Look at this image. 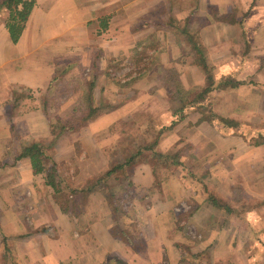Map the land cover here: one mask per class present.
Masks as SVG:
<instances>
[{
	"label": "crops",
	"instance_id": "1",
	"mask_svg": "<svg viewBox=\"0 0 264 264\" xmlns=\"http://www.w3.org/2000/svg\"><path fill=\"white\" fill-rule=\"evenodd\" d=\"M5 1L0 264H264V0H35L15 42ZM147 45L183 90L197 88L186 108L214 95L161 123L151 146L184 147L167 172L118 154L141 142L144 114L178 118L146 71L107 78L110 63ZM100 97L110 106L94 113Z\"/></svg>",
	"mask_w": 264,
	"mask_h": 264
},
{
	"label": "rangeland",
	"instance_id": "2",
	"mask_svg": "<svg viewBox=\"0 0 264 264\" xmlns=\"http://www.w3.org/2000/svg\"><path fill=\"white\" fill-rule=\"evenodd\" d=\"M177 33V32H176ZM179 35H182V33H178ZM190 36V34H189ZM149 47V49H146V48H136V47H132L130 48L124 55V57L126 58H131V63L130 61H123V60H120V61H117V62H114V63H110L109 64V68L107 70V78L109 81H119V79H122V82H123V79H124V74L126 73H130V69H133L134 71L133 72H136V74H139L140 73H143L144 71H146V77L148 79L147 83H155L157 85V87H159V89L161 87H163L165 89V94L166 96L168 97V92H171L172 94L176 92V94L174 96H176L178 93L179 95H182L183 98H185V101H188L190 97H193L195 94L198 93L197 91V88L194 87L192 90L193 91H190V92H183V91H178L180 89L177 90V87H176V79L179 80V74H178V71L177 69L170 63V64H164L162 63L160 60H159V55L158 52L156 54V52L153 53V55L156 57L155 59L151 57V54L148 53L149 50H152V49H155L158 50L160 49V47H156L157 45H147ZM200 49H201V53L200 55L197 53V56L199 58V56H202V58H204V51L202 50V46L199 45ZM150 57L152 58V60H149ZM149 58V59H147ZM149 60V61H148ZM178 65H180L178 63ZM176 65V66H178ZM129 66V67H127ZM209 66V65H208ZM127 67V68H126ZM209 70L207 71L206 74L210 73L212 74L213 71H214V66H209ZM69 67H64V70H68ZM203 71V70H202ZM205 72V71H204ZM125 74V75H126ZM180 81V80H179ZM88 82L90 81H87L85 79L83 80H77L76 83H75V86L77 85L78 88L79 87H84V88H89L87 86ZM130 83V82H129ZM135 82H132L131 84H128V85H124L126 86L125 88H129L131 86H133ZM146 83V84H147ZM210 85H221V84H224L226 85L227 82H225L223 79H211L209 82H208ZM115 84H110L111 87H115L114 86ZM122 86V85H121ZM155 86H153L152 88H154ZM210 92V91H209ZM198 95V94H197ZM89 97V103L91 102L90 101V96L89 95H85L84 98L86 99V97ZM170 99V97H169ZM197 99H200L198 101H194L193 104H190L189 108H186L183 110V112L181 113L182 116L180 117V114L179 113H176L177 115V119L175 120H170V117H168L167 119H164V115L162 114L163 110H157L156 112H149V113H146L142 116V118L140 119V123L143 124V127L141 128V131H140V134H141V142H135L133 144V142H126L125 145H124V151H120L118 152V154H129L133 151V153L135 152V154H138L137 155V161L140 162H148L150 164H152L154 167H155V170L156 169H160V171L162 170L163 172H167L166 171V168L170 169L171 168V163L167 160H165L164 158H161V157H157L155 156V154H158L157 150L156 149V146L155 144L151 146V142L152 140L158 136L160 133H162V129L164 128H161V123L165 121V124H176L178 121H180V119L186 117L187 115L191 114V113H195L197 112V108L199 107H202L205 103H204V100H206V102H208L209 104L212 103L213 104V99H214V95L208 97V94H206V92L204 93L203 96H200L198 97ZM121 100L120 98H118V101ZM80 102H83V101H80ZM86 101H84V103L82 104L84 106ZM138 106L139 105H142L145 103V99L141 98L140 101H138ZM169 103L173 104V106L176 108L178 107L179 104H177V102L175 101H168ZM185 103V102H184ZM118 104V103H116ZM186 104V103H185ZM128 105H133V103L129 102ZM97 106L95 109V111H93L94 113H97L99 111H101L100 108H103V109H106L108 106H110V104H108V102L103 99V98H99V100L97 101ZM124 106H127L126 103L123 104V107ZM142 112V111H141ZM140 112V113H141ZM210 112V109H207L206 111H202L200 113H202L203 115H208V113ZM82 113V112H81ZM84 113H89L88 111L84 112ZM212 113V112H211ZM219 118L220 120V117H217V119ZM154 122V125L153 126H149V122ZM221 122H223L222 120H220ZM168 122V123H167ZM128 122H124L123 124L121 123L119 126H118V129L121 128L122 129V126L127 124ZM165 126V125H164ZM168 126V125H166ZM154 128V129H153ZM247 135H251L252 132L249 131V129H247ZM139 133V131H138ZM125 134H137V129H132L131 131V126L126 128L125 130ZM259 137V136H258ZM128 138H126L127 140ZM254 139V138H253ZM180 146H183V145H180ZM109 148V147H108ZM113 148V146H112ZM184 148V147H179L177 150H174L171 155L174 157L175 159V162H172V165L177 167L176 165H178V159H179V152L181 151V149ZM141 149H145L142 153H141ZM108 150V149H107ZM132 153V154H133ZM133 161V160H132ZM135 161V159H134ZM167 162V163H165ZM168 172H170V170H168ZM169 175V173H167ZM164 177V175H157L156 177V180L158 182H160V180Z\"/></svg>",
	"mask_w": 264,
	"mask_h": 264
},
{
	"label": "trees",
	"instance_id": "3",
	"mask_svg": "<svg viewBox=\"0 0 264 264\" xmlns=\"http://www.w3.org/2000/svg\"><path fill=\"white\" fill-rule=\"evenodd\" d=\"M35 0H6L5 1V6L9 9V15L6 19V28L8 29V32L10 33V36L12 38V40L15 42L18 40V37L22 31V29L24 28L25 22L32 10V7L34 6ZM191 42V41H190ZM197 42H194L192 45L194 47V49L196 50V52L200 55L201 53V49L199 47L198 44H196ZM202 56H199V60ZM203 64V68L204 71L207 73V71L210 69L204 62V59L202 58L199 62V64ZM211 80V79H210ZM226 81V80H225ZM176 87L178 91H183V92H188L183 90V87L180 83V81L178 79H176ZM170 93V94H169ZM168 93V98L170 97L169 101H175L177 102L178 107L176 108L174 113H179L180 117L182 116V112L186 107V104L183 102L185 101V99L183 98L182 95H179V93L174 96L176 94L175 93ZM194 102L190 103L193 104ZM220 120L223 121V118H220ZM145 149H141V153L144 151ZM155 156L157 157H161L164 158L165 160H171L170 163L175 162L174 157L171 154H155Z\"/></svg>",
	"mask_w": 264,
	"mask_h": 264
}]
</instances>
